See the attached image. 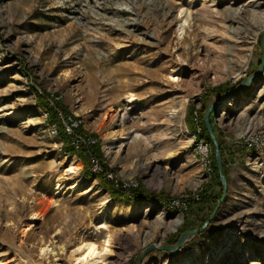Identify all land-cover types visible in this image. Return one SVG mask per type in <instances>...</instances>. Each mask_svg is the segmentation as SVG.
<instances>
[{
  "label": "rangeland",
  "instance_id": "rangeland-1",
  "mask_svg": "<svg viewBox=\"0 0 264 264\" xmlns=\"http://www.w3.org/2000/svg\"><path fill=\"white\" fill-rule=\"evenodd\" d=\"M255 1L0 0V257L39 264V235L62 225L55 237L65 241L84 221L98 218L104 200H110L107 221L115 236L105 264H136L147 246L175 245L172 234L186 223L190 229L199 225L202 211L186 210V202L210 181L214 150L207 144L209 174L187 113L191 106H206L205 112L220 96L211 90L215 85L234 87L259 67L264 19H255ZM235 9L237 17L222 16ZM225 38L245 49V57L229 54L219 66ZM172 69L180 73L176 82L169 79ZM262 70L212 116L230 159L229 191L219 210L178 251L151 250L141 264H264V151L256 153L242 140L253 130L264 133ZM35 90L49 92L52 104L61 100L84 129L98 135L113 179L179 197L168 203L113 198L98 177L82 175L77 155L82 167L63 186L82 182L55 195L67 166L63 140L52 134ZM130 92L139 98L128 102ZM181 106L182 117L170 114ZM46 194L59 204L40 203ZM32 209L44 215L20 245L18 229ZM177 216L182 221L171 229ZM163 220L167 228L160 229Z\"/></svg>",
  "mask_w": 264,
  "mask_h": 264
},
{
  "label": "bare ground",
  "instance_id": "bare-ground-1",
  "mask_svg": "<svg viewBox=\"0 0 264 264\" xmlns=\"http://www.w3.org/2000/svg\"><path fill=\"white\" fill-rule=\"evenodd\" d=\"M264 1L257 0L252 4V12L255 17L259 21H263L264 19ZM240 14V10H233L228 12H222L223 17H228L231 15L233 17H237ZM186 23V19L182 20L180 23V27H184ZM224 45L221 47L219 59V66L223 63L229 61V54H232L233 57H241L245 56V49H240L237 44L231 42L230 40L224 39ZM150 50V49H148ZM146 56H142V59ZM204 65V62L201 64ZM199 67V66H198ZM170 75V81L176 82L180 79V73L178 69H172ZM264 77V75H263ZM139 97L134 93L130 92L128 94V102L136 101ZM224 105V104H223ZM171 115H175L178 117H182L184 115V106L179 108H172ZM64 163H67V166L60 177H58L57 188L55 190V195H58L57 192L60 191L61 185L63 183L68 182L66 180L67 175L72 173H77L81 167L82 163L77 158L76 155H72L71 157L66 153L61 155ZM259 164V162H258ZM257 164V165H258ZM260 165V164H259ZM82 180H78L77 184L72 188L75 189L77 185H80ZM69 188L68 190H72ZM45 202L46 204H50L51 206H57L59 204V199H55L54 196H50L48 194L45 195V198L40 200V203ZM110 200L102 201L101 210L98 213V218L91 217L89 221H84L80 226L73 229L70 233L69 237L65 241L57 240L55 236L59 235L62 232L63 226L58 225L55 227L52 234L48 236L39 235L37 243V259L39 260V264H45L46 262H59L62 258L67 259V264H105L107 258L110 254L113 253L114 239L112 229L107 221V214L109 210ZM44 215V211L39 209H32L25 220L22 222V225L18 229V237H20V245L24 243L26 236L29 235L31 231H34L36 228V220L42 219ZM182 221L180 216L175 217V219L171 223V229H175V227L180 224ZM13 224V223H10ZM159 228H167V223L163 220L161 221ZM104 232L101 236L100 233ZM0 264H20V260L15 257L10 256H1ZM36 264V263H34Z\"/></svg>",
  "mask_w": 264,
  "mask_h": 264
},
{
  "label": "trees",
  "instance_id": "trees-1",
  "mask_svg": "<svg viewBox=\"0 0 264 264\" xmlns=\"http://www.w3.org/2000/svg\"><path fill=\"white\" fill-rule=\"evenodd\" d=\"M229 83H223L219 85H215L214 88H212V92H214L217 95H221L222 93L230 90V86H228ZM37 93V103L41 107H43L47 111V118L46 120L49 121V123H57L58 125V133L60 134L61 139L63 140L62 149L67 154L77 155L82 162L84 163V168L82 170V175L85 177L88 176H95L98 177L100 182L103 185V188L111 193V196L113 198H122L127 199L129 201H134L136 203L143 202L145 199H154L157 201H163L167 202L170 200H173L175 198H178L179 196H170L168 193H166L164 190H160V192L156 191H150L148 190L141 182L137 186H132L130 188V193L123 190V188L119 185H116V180L109 177V173H114V168L110 166V163L107 160V157L103 151V148H101L100 140L98 139L95 143H92L90 145H81L79 147H76L73 144L74 135L69 134L66 132L64 126H63V119L58 113V109L61 110L65 115H72L75 118H77L71 111L68 110V108L62 104L61 100L56 99L54 101V104H52L49 100L51 94L49 92L42 93L38 90H35ZM59 94H57L58 96ZM53 99V98H52ZM59 107V108H57ZM206 106H204L201 110L196 108L195 106H191L189 109L187 116L189 121V127L192 131H194L197 134V137L199 139L204 138L209 145L213 148V154L211 156L213 166H214V172L210 179V181L206 182L201 190L198 191V197H193L186 202V210H201L202 216L201 221L199 225L192 227V228H198L204 225V223L209 219L208 217L212 214L216 206L218 205V200L223 194L224 188L222 187L221 182V175L219 174V167L218 162L215 155V145L213 143L210 131L207 129V126L205 124L204 120V110ZM214 112L210 115L212 124L214 126V130L219 138V131L216 130V126L214 125L212 116ZM201 124L202 126V132L199 133L197 131V125ZM77 132L79 134L85 135H91L93 137H98V135L94 132H89L88 130L84 129L83 124L81 123L79 127L77 128ZM219 145L221 147V154L222 159L224 162V172L225 174L228 173L227 166L229 164V160L226 157V154L224 152L223 144L220 141L219 138ZM93 157L97 158L99 162L102 164V169L99 172H93L92 171V159ZM228 175V174H227ZM121 183V181L119 182ZM190 227L188 224H184L175 234H172L170 237L171 243H176L182 232L189 230Z\"/></svg>",
  "mask_w": 264,
  "mask_h": 264
},
{
  "label": "built area",
  "instance_id": "built-area-1",
  "mask_svg": "<svg viewBox=\"0 0 264 264\" xmlns=\"http://www.w3.org/2000/svg\"><path fill=\"white\" fill-rule=\"evenodd\" d=\"M60 115L61 118L63 119V126L66 130L67 133L73 134L74 139H73V144L76 147H79L81 145H90L92 143L96 142V138L90 135H85L83 136L82 134H79L77 132V128L79 125L82 123L81 119L75 118L74 116L70 115H65L63 114L60 110ZM197 131L199 133L202 132V126L200 124L197 125ZM51 132L52 134H58V125L57 123L51 124ZM242 140L244 144L247 145L249 149H252L256 153H261L264 151V133L259 131V130H253L246 135L242 136ZM208 143L204 140V138L199 139L197 137V134L195 133V139H194V145L196 146V151L202 160V164L205 166V168L208 170V173L211 174L213 171L212 168V162L210 159V149ZM92 171L93 172H99L102 169V164L99 162V160L95 157L92 159ZM109 177L113 179V175L110 173ZM138 184V181L131 180L130 182H124V183H119V181L116 180V185H119L124 188L125 191H129L131 186H136ZM57 186L55 187L56 190ZM71 187H65L63 184L61 185L60 191L57 192L58 194L64 193ZM174 202V201H173ZM177 203H180L179 200H177Z\"/></svg>",
  "mask_w": 264,
  "mask_h": 264
},
{
  "label": "water",
  "instance_id": "water-1",
  "mask_svg": "<svg viewBox=\"0 0 264 264\" xmlns=\"http://www.w3.org/2000/svg\"><path fill=\"white\" fill-rule=\"evenodd\" d=\"M263 41V51H262V60L261 63L259 64V67L255 70L254 73L246 77L241 83L235 85L234 87L230 88V90L222 93L214 103H212L205 111L204 113V120L205 124L207 126V129L210 131L213 143L215 145L216 149V159L218 162V167H219V174L221 175V182H222V187L224 188L222 196L218 200V205L212 212V214L209 216V219L202 225L201 227L198 228H192L188 231L183 232V234L179 237L178 241L176 242L175 245H167V244H161V245H156L152 244L150 246H147V248L141 253L138 261L136 264H141L144 257L147 255L148 252L154 249H167L172 252H176L180 249V247L184 244V242L194 234H197L199 232H202L205 230V227L210 223V221L213 219V216L216 214V212L219 210V207L221 206L223 200L228 194L229 188H228V178L227 174L224 172V162L222 159V154H221V147L219 145L216 132L213 128L212 121H211V114L215 112L216 108L223 102L225 98H228L230 96L236 95L238 92L245 90L246 87H248L254 80H256L261 72L263 71L262 69L264 68V35L262 37Z\"/></svg>",
  "mask_w": 264,
  "mask_h": 264
}]
</instances>
